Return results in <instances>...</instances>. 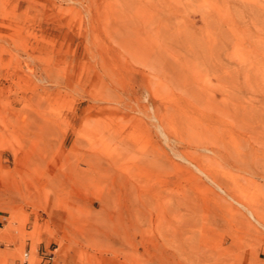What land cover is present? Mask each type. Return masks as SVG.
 <instances>
[{"label":"rangeland","instance_id":"obj_1","mask_svg":"<svg viewBox=\"0 0 264 264\" xmlns=\"http://www.w3.org/2000/svg\"><path fill=\"white\" fill-rule=\"evenodd\" d=\"M0 243L264 264V0H0Z\"/></svg>","mask_w":264,"mask_h":264},{"label":"built area","instance_id":"obj_2","mask_svg":"<svg viewBox=\"0 0 264 264\" xmlns=\"http://www.w3.org/2000/svg\"><path fill=\"white\" fill-rule=\"evenodd\" d=\"M54 250L55 249L52 250L48 248L41 253L37 251L36 253L33 254L30 251V247L25 248L17 264H49L50 261L53 260L54 258ZM34 257H37L40 260L36 261Z\"/></svg>","mask_w":264,"mask_h":264},{"label":"bare ground","instance_id":"obj_3","mask_svg":"<svg viewBox=\"0 0 264 264\" xmlns=\"http://www.w3.org/2000/svg\"><path fill=\"white\" fill-rule=\"evenodd\" d=\"M250 212H251V214L253 215V217L255 218V216H254V214L252 213V211L250 210ZM256 219V218H255ZM260 221V220H259ZM259 221H257V223L259 222ZM261 223V222H260ZM263 226V225H262Z\"/></svg>","mask_w":264,"mask_h":264}]
</instances>
